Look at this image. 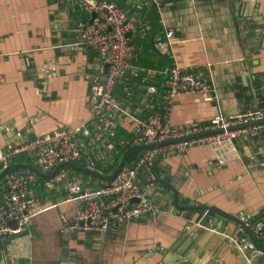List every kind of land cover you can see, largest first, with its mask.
<instances>
[{
    "label": "crops",
    "instance_id": "crops-1",
    "mask_svg": "<svg viewBox=\"0 0 264 264\" xmlns=\"http://www.w3.org/2000/svg\"><path fill=\"white\" fill-rule=\"evenodd\" d=\"M111 1L134 24L131 39L139 57L125 76V88L116 92L128 113L121 115L120 139L94 146L82 138L85 156L107 152L110 158L131 144L134 117L147 119L162 96L149 88L159 89L158 77L171 67L207 70L214 83L213 92L175 97L170 114L175 124H206L219 114L264 107V0H162L164 34L175 31L168 56L155 45L150 1ZM89 21L82 6L68 0H0L1 149L90 120L92 87L105 71L78 33ZM51 62L58 74L43 80L41 69ZM139 76L145 81H136ZM235 145L241 159L226 165L209 148L192 147L183 155L169 150L158 158L155 178L171 183L185 205L193 201L256 222L264 216V133L240 136ZM73 172V181L86 189L102 184ZM151 180L145 170L137 178L151 202L167 203L157 216H141L108 233H69L64 227L76 217V204L48 200L46 212L4 243L0 264H264L263 251L235 236L240 227L219 217L215 229L204 228L202 214L178 210L166 186L159 190L158 183L147 184Z\"/></svg>",
    "mask_w": 264,
    "mask_h": 264
},
{
    "label": "built area",
    "instance_id": "built-area-1",
    "mask_svg": "<svg viewBox=\"0 0 264 264\" xmlns=\"http://www.w3.org/2000/svg\"><path fill=\"white\" fill-rule=\"evenodd\" d=\"M68 1L81 5L90 15V21L81 30L86 44L97 53L105 71L103 79L95 80L92 87L94 106L91 118L74 127H61L5 149L0 148V174L20 154H27L32 159V164L41 167L44 172L65 162L85 163L89 167H95L94 159L83 153L82 138L94 146L100 140L114 139L121 125V115H128L116 101L114 91L139 57L137 46L131 39L135 31L133 22L120 5L111 0ZM148 1L155 4L158 10L162 7V0ZM93 13L96 15L94 18ZM174 37L175 31L169 29L155 38V45L162 55L168 56L171 53L170 45ZM57 74L58 70L53 62L43 65L41 69L43 80H51ZM165 75V92L158 102L157 110L147 119L134 117L135 130L130 146L152 145L218 129H223L224 132L147 149L130 159L115 180L102 182L94 191L84 194H81L83 186L79 182L70 181L69 168L62 169L50 180L41 179L26 169L11 171L0 182V255L4 243L10 237L22 233L29 223L48 210L49 207L45 206L37 188L52 190L63 182H69L72 195L67 201L76 204L77 215L66 223L64 230L69 233H108L141 216L154 217L162 211L158 205L145 200V191L137 182L142 170L155 179L153 166L162 154L172 149L183 155L192 147L209 148L214 153V159L219 164L226 165L241 159L235 145L238 137H258L264 133V124L228 130L239 124L263 120L264 107L242 110L230 116L219 114L206 124L198 121L173 123L170 114L175 97L213 92L214 83L210 72L202 69L183 70L176 66L167 70ZM149 90L153 94L158 93L156 87H150ZM78 193L79 196L73 197V194ZM134 198L139 199V203L131 207ZM83 202H86V206L82 205ZM11 220L16 221V226L9 224ZM246 225L264 245V216ZM248 245L253 249L251 243Z\"/></svg>",
    "mask_w": 264,
    "mask_h": 264
},
{
    "label": "water",
    "instance_id": "water-1",
    "mask_svg": "<svg viewBox=\"0 0 264 264\" xmlns=\"http://www.w3.org/2000/svg\"><path fill=\"white\" fill-rule=\"evenodd\" d=\"M92 17L94 18V17H96V15L93 13ZM78 33H79V36L81 37V42L86 44V38L83 37L82 30H79ZM88 48L91 49L89 46H88ZM260 124H264V119L260 120V121H255V122H250V123H245V124H239L237 126L230 127L228 130L229 131L238 130V129L252 127V126H256V125H260ZM222 132H224L223 129H218L216 131H209V132H205V133H201V134H197V135H193V136H189V137H183L180 139H170V140H167L165 142L156 143V144H152V145L129 146V148L122 154V156L118 162L117 167L109 174L98 170L96 167H89L85 163L65 162V163L59 165L58 167H56L55 169L45 171V172L43 171V169L41 167L35 166L32 163H13V164L9 165L8 167H6L5 169L2 170V172L0 174V182L3 180L5 175H7L8 173H10L11 171H14V170L26 169V170L34 173L36 176H38L41 179L50 180L54 176H56L64 168H70L72 170H76V171H78V172H80L86 176H89L91 178L96 179L98 182H111V181L116 179V177L120 174L122 169L128 164L129 160L134 155H141L143 153V151H145L147 149H150L153 147H160V146L176 144V143L186 141V140H189L192 138H199V137H204L206 135H211V134H215V133H222ZM115 145H116V143L114 142L112 146H115ZM104 155L106 156L107 152H104ZM154 183H156V184L158 183L160 185L159 190H163L164 186H166V191L170 195H174V198H173L174 205L178 210L196 211L197 213L202 214L203 217L200 221V225L203 226L204 228L215 229L216 228L215 226H217V224L221 221V219L219 217H223V224L225 223V220H226L227 223L234 224L236 226V228H239V227L241 228L240 231H238V233L235 234V236L238 239L244 240L246 242H251V243H253L254 247H256L257 249L264 252V245L254 237V235L250 231L249 227L246 225L249 222H246L245 220L241 219L238 216H234V215H231L229 213H225L223 211H220L219 209H217L215 207H209L206 205H196V203L193 201L189 202L188 205H185L186 202L180 200V198L178 197L177 190L175 189V187L171 183H169L168 181L167 182L163 181V180L159 179L158 177H156L155 179H152L151 181H149L147 184H154ZM96 188H97V186L93 187L92 189H86V187L83 186L81 194H84L86 192H92ZM141 188L144 189L143 185H141ZM77 196H79V193L73 194V197H77ZM145 200L146 201H152V196L145 194ZM137 203H139V199H137V198L132 199L131 207H133ZM82 205L86 206V202H83ZM182 205H185V207H181ZM210 218H213V224L212 225L209 224ZM9 224H11L12 226H16V221L11 220V221H9Z\"/></svg>",
    "mask_w": 264,
    "mask_h": 264
},
{
    "label": "trees",
    "instance_id": "trees-1",
    "mask_svg": "<svg viewBox=\"0 0 264 264\" xmlns=\"http://www.w3.org/2000/svg\"><path fill=\"white\" fill-rule=\"evenodd\" d=\"M149 3H150L151 15L153 18V33H154V37L156 38L159 35H163L164 31L162 28V23H161V18L159 16L158 8L156 7L155 4H153L151 2H149ZM133 43L136 44L137 42H135V40H133ZM136 45L138 46V44H136ZM125 80H126V78H124L123 81L121 82V84L117 85V87L115 88V91H114L115 97H116L117 88L119 86L121 88H125V85H123ZM142 80L145 81L143 76L136 77V81L141 82ZM165 80H166V75L163 76L162 78H160V81H159V77H158V83H157V85L159 84L158 90L162 95H164V92H165V88H164ZM127 94H128V92L124 93L125 96ZM260 106H262V105H260ZM118 134L119 133L117 132V135H116L114 140L120 139V136ZM129 145L130 144L125 143L124 146L117 153H114L110 158H107L103 155H101V156L95 155V157H94L95 167L104 173H108V174L111 173L117 167L118 162H119L122 154L129 148ZM137 156H139V155H134L131 159L136 158ZM14 163H33V161H32V159H30L28 157L27 154H20L14 160ZM156 163H157V161L155 162V164L153 166V172L155 175L158 173V169H156ZM1 169H2V165L0 164V170ZM69 172H70L69 173L70 174L69 175L70 181L73 182L75 172H73V170L70 168H69ZM64 184L65 185L67 184V185L64 186V188H61L60 190H57V189L46 190V189H42V188H37V191H38V193H39V195H40V197L44 203L48 200H52L54 202L61 201V200L63 201V200L68 199V197L71 195V189H70L69 182H63L60 185H64ZM153 203L156 204L155 202H153ZM164 203H159V205L158 204H156V205H158L161 210H165V209H167V206H165V205H167V203H165V204Z\"/></svg>",
    "mask_w": 264,
    "mask_h": 264
},
{
    "label": "rangeland",
    "instance_id": "rangeland-1",
    "mask_svg": "<svg viewBox=\"0 0 264 264\" xmlns=\"http://www.w3.org/2000/svg\"><path fill=\"white\" fill-rule=\"evenodd\" d=\"M71 195H72V193H71Z\"/></svg>",
    "mask_w": 264,
    "mask_h": 264
}]
</instances>
